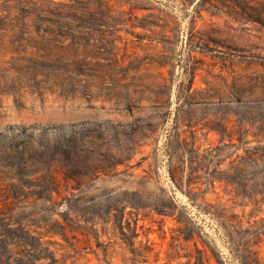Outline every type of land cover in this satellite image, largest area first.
<instances>
[{
    "label": "rangeland",
    "instance_id": "1",
    "mask_svg": "<svg viewBox=\"0 0 264 264\" xmlns=\"http://www.w3.org/2000/svg\"><path fill=\"white\" fill-rule=\"evenodd\" d=\"M244 178L264 0H0V237H69L37 264H264Z\"/></svg>",
    "mask_w": 264,
    "mask_h": 264
},
{
    "label": "trees",
    "instance_id": "2",
    "mask_svg": "<svg viewBox=\"0 0 264 264\" xmlns=\"http://www.w3.org/2000/svg\"><path fill=\"white\" fill-rule=\"evenodd\" d=\"M23 129L25 130L26 127L23 126ZM240 184L241 190L236 194V197L241 196L242 199L248 197L250 200L256 202L264 198H258V194L260 192L264 193V190L259 189L257 185L250 186L247 178L241 179ZM192 198L194 200L193 202H196L197 197ZM219 208L224 210L225 206H217L215 211L212 212L218 216H222ZM222 222L224 223L223 220ZM58 232L69 241V237L64 229L62 231L48 229L46 232H40L37 236L34 235L29 228L22 227L21 231L16 233V237H14L12 233H8L5 238L0 237V264H37L40 259L49 256L52 260L58 261L55 255H47L49 252H56V250H50L45 244L46 241H44L45 235H54ZM74 236L77 237V235Z\"/></svg>",
    "mask_w": 264,
    "mask_h": 264
}]
</instances>
